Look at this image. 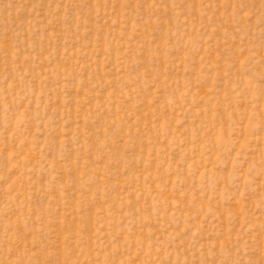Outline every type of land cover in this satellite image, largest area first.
I'll return each mask as SVG.
<instances>
[{"label": "rangeland", "instance_id": "1", "mask_svg": "<svg viewBox=\"0 0 264 264\" xmlns=\"http://www.w3.org/2000/svg\"><path fill=\"white\" fill-rule=\"evenodd\" d=\"M0 264H264V0H0Z\"/></svg>", "mask_w": 264, "mask_h": 264}]
</instances>
